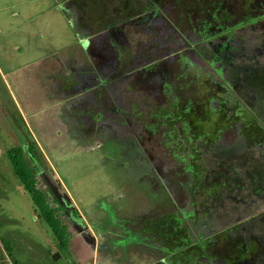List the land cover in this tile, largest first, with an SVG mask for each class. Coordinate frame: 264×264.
I'll list each match as a JSON object with an SVG mask.
<instances>
[{"label":"rangeland","instance_id":"rangeland-1","mask_svg":"<svg viewBox=\"0 0 264 264\" xmlns=\"http://www.w3.org/2000/svg\"><path fill=\"white\" fill-rule=\"evenodd\" d=\"M161 8L169 18L177 11L184 16L182 36L171 34L174 25L182 28L179 19L169 26ZM158 13L162 19L153 18ZM117 24L116 44L135 46L130 52L139 68L134 76L122 75L111 87L114 99L105 102L93 69L103 63V80L112 75L105 29ZM212 44L236 58L229 76L238 92L246 98L264 92V0H0V264H176L174 254L156 258L161 251L155 247L159 242L169 254L186 252L189 238L178 240L186 236L189 209L190 226L207 214L251 239L242 251L241 239L214 233L187 246L198 256L192 264H251L264 257V173L257 168L258 162L264 169V130L251 114L226 109L237 101L228 106L217 72L199 55V46ZM216 57L208 61L223 72ZM181 64L196 92L184 79L182 86L173 82ZM166 84L183 120L196 98L190 126L171 121L169 115L181 116L169 112ZM208 98L218 99L216 113ZM256 115L264 121V109ZM239 122L246 125L237 130ZM241 132L246 143L229 148ZM200 133L211 151L203 164L211 169L186 207L178 156L197 150ZM30 142L38 151L40 187L56 199L67 193L80 212L79 219L65 218L68 250L53 241L7 157L11 147ZM191 164L197 178L200 171ZM242 169L246 179L227 178ZM168 193L176 207H165ZM173 224L182 227L171 237Z\"/></svg>","mask_w":264,"mask_h":264},{"label":"trees","instance_id":"trees-1","mask_svg":"<svg viewBox=\"0 0 264 264\" xmlns=\"http://www.w3.org/2000/svg\"><path fill=\"white\" fill-rule=\"evenodd\" d=\"M160 11H161V14L164 18L163 20L166 19L167 22H169L168 23L169 26L172 24V22L176 23V20L178 18L179 22H180V27H182V25L184 27V23H183L184 16L181 14L179 15L178 11L174 17L171 16L170 18L168 17V15L166 16V13L162 11V8L160 9ZM150 14H151V11H149L148 13L145 14L146 15L145 21L150 20ZM142 17L143 16H141V18ZM154 17L156 19L161 18L159 13L157 15L153 16V18ZM137 22H139V20ZM118 26H120V25L117 24V26H115V27L107 25L106 26L107 28L105 29L106 30L105 36H107L106 37L107 41L110 44L109 51H108L109 55L107 56L108 60H106V61L108 62L109 70L112 69V75L110 76L109 79L103 80L102 72H105L104 70H102V68H103L102 64L103 63L100 66L93 69V72H96V77L99 80V83L97 84L98 88L96 89L97 90L96 93L98 92V89L100 88V92H102L101 93V98H102L101 101L105 100V102L107 99H114V95H112L113 93L110 92V91H113V89H111V87L115 83H118L119 80L122 79L121 76L123 75V77H124L125 74H127V73L134 76L136 74L135 70H137L139 68V67H135L137 64L135 59H134L135 56L131 54V52L134 53L133 49L135 48V46H133L129 43L116 44V42H118L117 41L118 38L116 36L118 35V31L120 28ZM147 26L151 27L150 25H147ZM149 27H147V28H149ZM183 27L180 29V31H177L175 29V25H174L172 27L171 34H174V35L179 34L180 36H182L183 31H184ZM193 29L195 30L194 25H193ZM201 43H203V41ZM212 45H213V47H209L208 45L205 47L199 46L201 48V50L199 51V53H200L199 55L202 59H204L207 62V64H206V62H205V64L208 67H210V69H212L214 72H217L216 77L219 76L220 84L217 82L216 83H217V85H219V87H223L224 89H226V92L223 93V96L225 97L226 101L228 102V106L234 104V102L237 101L238 106H233L232 108L227 107L226 109H230V110L235 111V113L237 115H240L241 113L242 114H244V113L251 114L254 122L256 120L255 123L264 130V121L259 119L258 116L256 115L258 108L264 109V92L262 91V89L258 90V92H256V90H255L254 96L253 97H247V98L243 94L244 91L238 92L234 86V83H233L234 77L232 75L229 76V73H231L229 70L231 69V67L234 66L233 64H234L236 58L232 59L230 57V55H227L228 52L227 53H224L222 51L218 52L217 45L216 44H212ZM238 49L239 48H230L229 50H231L233 53H236V51H238ZM226 51H228V50H226ZM106 52H107V50H106ZM238 52L243 54L242 50L238 51ZM216 55L219 57V64L221 65V69L225 67L224 68L225 70L223 72H220V73L218 72V68L214 64V62L211 63L214 59L215 60L217 59ZM208 59H210L211 62H209ZM242 60H245L244 57H242ZM183 68H184V65L181 64L182 71L180 70L181 72L178 74L177 77H175V76L173 77V82H177V81L179 82L180 79H184V81L187 83L188 87L192 91L193 90L195 91V89H194L195 87L193 86L194 82L190 79L189 76H187L188 73ZM109 70H107V71H109ZM225 75H227L228 77ZM179 84H180V82H179ZM179 84L175 83V86L179 87L181 85V84L180 85ZM113 88H114V86H113ZM170 89H171V87L167 86V84H166V93H167V95L169 94L167 100H168V102L170 101L169 103H171V105H172V106H170L169 112L172 114V110H173L177 116H181L183 114H181L180 103L175 102L177 100L175 98H173V99L171 97L169 98L170 94H172L171 93L172 90L170 91ZM100 92L98 93V96H99ZM167 95H166V97H167ZM191 99L194 100V102H192L193 103V106H192L193 109L191 107L192 104L189 103L188 104L189 106L188 105L186 106V112H189L188 115H195L196 110H197L195 108V99L196 98H194L192 96ZM110 102L118 105V103H116V101H114V100H110ZM205 102L208 103L207 106L211 110V112L216 113L215 110H218V106H217L218 99L208 98V99H206ZM196 104H197V101H196ZM101 107L103 108V106H101ZM243 107L245 108L244 109L245 111L243 110ZM118 108L121 111L123 110L122 106H118ZM161 109L163 111L164 107H162ZM105 110H106V108H105ZM18 113H19V111H18ZM188 115L185 116V118H186L185 120L182 119L183 116H181L180 118L179 117H172L171 115H169V116L171 117V121L177 120V123L179 125H182V126H184L186 124V120H187L188 121L187 126H190ZM19 116H20V114H19ZM122 116H124V115H122ZM161 116H166V113H165V115H161ZM152 119H155V118H152ZM242 120H241V122H242ZM204 122L205 121H202V123H204ZM241 122H239V124L237 126V128H238L237 130L242 129L246 125V123L241 125ZM212 133L213 132H211V134ZM204 135H203V133H200V135H198V137L196 138L197 139V142H196L197 150L194 153H191L190 155L187 156L186 152H184V155L182 154V155L178 156V158L181 161L180 167L183 168V170L186 174V179H185L186 181L184 182V185L182 184V186H181L184 188V190H183L184 191L183 204H185L186 207L191 205L192 200L195 201L196 197L194 194H195V188L197 186V183L201 180L202 177L207 175L208 171L211 169L209 165H206L205 163L203 164V161L205 160L206 156L210 157V153H211L210 150L205 148L206 146L201 145V143L205 141ZM246 140H247L246 136H244L243 132H241L238 134L237 137H235V139L233 140L231 145H229V148L236 149L235 148L236 146H241V145L245 144ZM189 142H188L189 145H191L190 139H189ZM35 146H36L35 142H30L26 146H23V147L14 146V147H11L10 149H8L6 154H7L9 161H10V164L12 166L14 174L19 179L21 185L23 186L24 190L26 191L29 198L31 199L32 204H33L35 211L37 212L39 218L46 224V226L50 230L52 237H53V241L55 243H57L59 246H61L63 249L68 250L69 245H70L71 235L69 233V226H68V223L66 222L65 218L68 216V217L79 219L80 218V215H79L80 212L77 209V207H75L74 202L72 201V199L69 197V195L67 193H66V196H62V197L56 199V198H53L54 196L53 197L50 196V194L45 189L40 187L39 179L37 178V176L39 174V168L36 164V162L38 160V154H37L38 151H36L37 147L35 149ZM188 146H187V148H188ZM188 152H189V149H188ZM231 152H233V151L231 150ZM231 152L228 153L231 156V157L229 156L230 159L233 156V154ZM224 157H225V159H222V158L221 159L228 165L227 157L226 156H224ZM34 160H36V162H34ZM188 160H191L193 162V164L197 165L198 169L196 168V170L200 171V176H198L197 178H195L196 176L194 175L195 168H193V165L191 164V166L190 165L187 166ZM218 160L219 159L213 160V164L215 162H217ZM261 167H262L261 164H258V162H257V168L260 170L259 171L260 174L264 173V169L261 170ZM192 168L194 169L193 173H192ZM213 168L215 169V166H213ZM235 177L246 179V174L244 173L243 169L237 170V171H234V170L229 171L227 178L230 181H234ZM165 204H166L165 207H170V206L176 207V204H175L173 198L169 195V193H168V197L166 199ZM186 207H184V208H186ZM190 211H191V209H189L188 212H190ZM188 212L185 210V216L183 217L184 222L188 225L187 230H186V236L185 237L182 236V238H180L178 240L181 242H186L187 241L186 239L189 238L188 242H187L188 244L182 247L183 249L186 250V252L183 250H182V252L181 251L177 252L178 249L176 250V248H175L174 252L172 251V253L169 254L170 251L167 252L169 248L167 246L163 247L162 245H160L159 242L156 241L160 247L162 246V248L165 249V250H163L159 246L158 247L156 246L155 248L159 249V251L162 252V253L159 252V254L156 258L165 259L167 257V259L170 260V258H173L172 254H174L178 257L175 260H173V261H175L176 264H192L193 262L195 263L196 260H193L192 262H191V260L198 258V256H197V254L193 253V257H192V255L190 253L194 252V251L189 252V248H188L189 245L193 244V243H199V241H201L203 238H205L207 236H211L214 233H218V232L219 233L220 232L225 233V235H227L228 238L238 239V240L241 239L242 244H243V246H241L242 251H246L247 246H250L248 241L250 242L251 239L246 240L245 234L243 232H237V231L233 232V229L230 231H227L223 228V226L221 225V223L218 220H216L212 216H208L207 214H205L203 216V218H201L199 221H197L195 224H193V226H190L189 223H190V221H192V218L190 217V213H188ZM172 214H168V217L170 218ZM231 214H230L229 218H233L231 216ZM181 227H182L181 224L176 225V226L173 224V227H172L173 229L171 230V233H170L171 237L176 236V232H178ZM230 232L232 233L231 235H229ZM221 235H224V234H221ZM232 235L234 237H232ZM171 237H168V238H171ZM237 245L239 246L238 243H237ZM6 249L8 251H10L9 247H6ZM194 255H196V256H194ZM239 255H241V253H239ZM164 261H167V260H164ZM197 262L199 263V261H197ZM15 264H17V262H15ZM253 264H264V257H262L261 253H260V255H257L254 258Z\"/></svg>","mask_w":264,"mask_h":264},{"label":"crops","instance_id":"crops-1","mask_svg":"<svg viewBox=\"0 0 264 264\" xmlns=\"http://www.w3.org/2000/svg\"><path fill=\"white\" fill-rule=\"evenodd\" d=\"M98 256V255H97ZM98 260H99V257H98ZM151 261H153V259L151 260ZM158 261V260H157ZM153 263H155V260H154V262ZM111 264H115V263H111Z\"/></svg>","mask_w":264,"mask_h":264},{"label":"flooded vegetation","instance_id":"flooded-vegetation-1","mask_svg":"<svg viewBox=\"0 0 264 264\" xmlns=\"http://www.w3.org/2000/svg\"><path fill=\"white\" fill-rule=\"evenodd\" d=\"M194 27H195V24H194ZM197 27H198V26H197ZM195 30H196V27H195ZM195 30H194V31H195ZM251 264H253V263H251Z\"/></svg>","mask_w":264,"mask_h":264},{"label":"water","instance_id":"water-1","mask_svg":"<svg viewBox=\"0 0 264 264\" xmlns=\"http://www.w3.org/2000/svg\"><path fill=\"white\" fill-rule=\"evenodd\" d=\"M54 192V191H53ZM55 257V256H54Z\"/></svg>","mask_w":264,"mask_h":264}]
</instances>
